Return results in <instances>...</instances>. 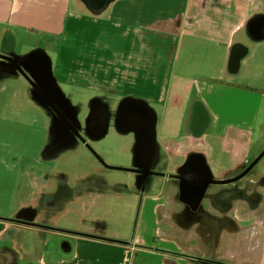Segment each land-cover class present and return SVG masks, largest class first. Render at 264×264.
<instances>
[{"label":"flooded vegetation","instance_id":"flooded-vegetation-1","mask_svg":"<svg viewBox=\"0 0 264 264\" xmlns=\"http://www.w3.org/2000/svg\"><path fill=\"white\" fill-rule=\"evenodd\" d=\"M78 2L94 18L103 17L117 5L121 6L117 16L124 18L129 14L133 18L134 14L137 17L140 7L144 9L151 5L152 9L146 13L154 15L148 19V24L140 28L136 26L137 19L131 29L135 31V37L140 36L138 47L151 52L149 59L156 71H170L177 56L184 58L185 53L194 60L198 55L210 71L200 79H188L177 94L179 123L167 137L158 132V117L157 158L150 163L147 152L141 163L135 158L138 139L133 131L116 127L117 111L126 97L142 99L151 108L156 104L153 98L121 96L103 80L92 79L86 84H77L62 79L52 62V74L61 91L64 87L71 90L65 96L76 111L78 121L69 134L61 132V138L69 135L75 145L49 157L51 153L47 149L52 145L54 134L52 118L46 113L47 126L40 135L42 144L37 153L35 202L14 216L2 219L6 229L0 236V264H41L42 259L53 261L58 256L74 258L78 247L89 242L99 244L101 264H136L140 257L148 258L149 255L163 256L168 264L171 259L173 264H193L200 259L202 251L197 250L196 240L188 242L187 232L179 234L176 230L186 226L191 218L186 213V202L174 195V187L181 180L187 149L191 148L194 139L198 140V133L204 131L207 123L211 122V128L206 133L204 147L212 157L231 161L230 145L245 140L243 135L248 130L245 126L248 121L249 125L255 121L245 120L239 128L236 122L228 119V112L234 99L248 93L242 84L250 75L252 65L264 66V0H172L163 9L153 7L159 0H117L100 16H94L84 0ZM87 3L92 2L88 0ZM15 44L13 37H6L0 55L15 57ZM0 63L8 69L6 60L0 59ZM82 88L91 91L92 95L84 99L78 91ZM260 93V98L253 96L252 103L248 100L250 117L257 118L264 108V93ZM199 101L209 112L206 113ZM170 113V109H165V116ZM110 136L118 140L119 149L124 147L126 152H131L125 154L127 165L123 168L111 165L106 158L110 149L101 144ZM251 154L245 152L241 160L234 161L246 165L239 174L224 178L223 171L214 174L213 180L218 183L211 185L200 204L225 207V210L211 211L215 221L229 222L233 193L263 168L264 146ZM145 164L150 165L148 169L143 167ZM21 166L29 188L28 176L33 172L32 167ZM112 171L126 175L112 177L109 174ZM139 198L142 202L157 203L156 230L149 228L153 226L152 222L144 219L138 224L139 212L134 203ZM83 208L90 214L78 213ZM198 215L196 212V222ZM255 241L247 247L232 249L227 240L225 254L218 260L224 264H255L264 251V232L260 240ZM170 243L178 249H169Z\"/></svg>","mask_w":264,"mask_h":264},{"label":"rangeland","instance_id":"rangeland-1","mask_svg":"<svg viewBox=\"0 0 264 264\" xmlns=\"http://www.w3.org/2000/svg\"><path fill=\"white\" fill-rule=\"evenodd\" d=\"M170 1L172 0H159L153 7L163 9V6ZM67 3L68 0H0V52L4 37L11 32L14 34L16 43L15 56L21 57L36 48H43L57 66L62 79H68L77 84H86L92 79L103 80L121 96L153 98L152 100L156 103L153 108L158 114L160 123L158 132L162 137H167L174 128H177L174 125L179 123V115H176L178 113L176 111L180 110L176 107L178 92L188 79H200L210 71L203 65V59L197 55L194 60L185 53L184 58L177 56L170 71H156L149 59L151 52L147 53L146 50L138 47L140 36L135 37L136 33L131 29L137 19L136 26L140 28L148 24V19L152 14L154 15L152 12L146 13L152 9L149 4L144 9L142 7L138 9L137 17L136 14L133 18L127 14L126 17L120 18L116 13L121 6L117 5L103 17L94 18L86 13L78 0H73L68 6ZM65 8H68V16L64 12ZM155 57H157L156 53ZM249 74L242 84L246 86L248 93L232 104L231 108L234 112L241 111L242 105L246 106L248 100L252 103L254 95L259 96L261 91L264 93V66L252 65ZM16 79L23 83H13L14 79H10L9 83L4 84L7 86L6 92H0V119L8 117L9 123L21 121L27 127L35 126L36 130L32 134L26 130L22 131L20 141L16 137L12 138L9 133L12 129L1 122L0 147L10 145L12 148L15 147V150L23 147L20 160L27 162L40 150L42 144L40 135L43 128L47 126L48 116L34 101H31L29 90L25 104L22 101L24 110L18 112V109L13 107V94L22 88V84H27L23 77ZM78 91L84 99L92 95V92L85 88ZM62 92L64 95H69L71 90L64 87ZM161 102L166 108L163 104H159ZM167 108L171 109V113L165 116ZM31 138L36 139L35 142H32ZM118 144V140L110 136L103 140L101 145L110 149L106 157L108 162L115 167L123 168L127 165V159L124 156L131 152H126L124 147L119 149ZM111 154L115 156L112 157ZM109 174L117 178L126 175L118 171H112ZM6 179L9 177L0 179L4 183V188L0 189V196L10 194L12 190V180ZM134 205L139 212L138 224L144 219L145 222H152L153 226L149 228L156 230L154 221H156L157 203L142 202L139 198ZM136 234L139 236V231ZM85 248L81 249L82 254L86 252ZM176 248L178 249L176 246L172 250L176 251Z\"/></svg>","mask_w":264,"mask_h":264},{"label":"water","instance_id":"water-1","mask_svg":"<svg viewBox=\"0 0 264 264\" xmlns=\"http://www.w3.org/2000/svg\"><path fill=\"white\" fill-rule=\"evenodd\" d=\"M116 1L91 0L92 3L89 4L87 3L88 0H84V4L94 16H100ZM0 59H4L8 63H5L8 67L6 70L0 63V81L12 77L17 78L19 75L24 77L31 88L32 100L51 116L54 140L50 148L47 149V152L51 153L49 157H54L59 152L73 147L75 145L74 139L69 135L65 137L66 139H62L63 133L61 132L69 134L70 130L77 125L76 111L59 88L52 74V60L46 51L35 49L21 57H3L0 55ZM199 105L203 106L206 113L209 112L202 101H199ZM259 112V117L249 118V120H255L253 124L249 125L248 121V125L245 126L248 130L243 137L246 139L240 143H235V145H230L228 154L231 156V161L217 157L215 159L208 148L204 147V144H207L205 138L206 133L210 131L211 122L209 125L207 123L205 127L203 123L204 131L198 133V140L194 139L191 148L186 151L182 177L174 187L173 193L179 196L182 202H186V213L191 218L188 219L186 226L177 227L176 230L179 234L187 232L189 234H187L188 242L196 240L198 242L197 250L199 249L200 253L202 251L199 256L200 259L194 261L193 264H224L222 260L218 259L225 254L227 240L232 244V249L243 248L253 244L255 240L258 242L263 235L264 166L259 168L254 176L242 183V186L233 193L234 201L229 210V222L215 221L211 215V211L216 208L217 210H225V207L215 205V208L212 204H200L201 200L205 199V194L211 185L218 183L213 180L214 174L218 170L225 172L223 178L239 174L246 165L239 162L234 163V161L241 160L245 152L247 154L252 153V156L256 150L264 146V108ZM117 119L116 127L133 131L138 139L135 158L137 157L142 163L148 154L147 152H149L150 163L153 162L158 155L157 112L142 99L126 97L119 104ZM242 127L239 126V128ZM149 166L145 164L143 167L148 169ZM111 169L129 171L121 168ZM196 212L199 214L197 222L194 220ZM171 226L173 227V225Z\"/></svg>","mask_w":264,"mask_h":264},{"label":"crops","instance_id":"crops-1","mask_svg":"<svg viewBox=\"0 0 264 264\" xmlns=\"http://www.w3.org/2000/svg\"><path fill=\"white\" fill-rule=\"evenodd\" d=\"M72 1L73 0H68L67 6L71 4ZM62 5H65V4L62 3ZM64 12H66V16H68V8H65ZM6 37L14 38V34L9 32V35L5 36L4 40L6 39ZM36 49H41V48H36ZM10 79H14L13 81L15 82L13 83H17V84L23 83L20 80H17L15 77L7 78L5 80L0 81V92H6L7 86L6 85L4 86V84L9 83L11 81ZM21 86L22 88L18 90L17 92H15L12 96L13 97L12 99L13 107L18 109V112H20L21 110H24L22 106V101L25 104L26 99H28V95H27V92L29 90L28 84H22ZM181 90L178 93H180ZM242 96L234 99L232 104H234L236 100L241 99ZM31 101H33L32 97H31ZM248 103L249 101L246 102V106L242 105V110L241 111L238 110V112L233 111V109L231 108L232 106L231 104L229 108V112H228V119L230 121H233L234 123L236 122V124H238L239 126L243 124L242 123L243 121L249 120L251 114L248 113L249 112L248 105H247ZM7 119L8 117H5V119H0V123L2 122V124L4 125L7 124L12 129V131H9L12 138L16 137L18 140H20L21 139L20 134L22 133V131L26 130L27 132L32 134L36 130L35 126L27 127L21 121H16V123H9ZM35 140L36 139L31 138L32 142L33 141L35 142ZM0 148H1L0 149L1 151L0 152V177H1L0 179L3 180V178H5L6 176V177H9V179H6V180H12V188H11L12 190L10 194H5L3 196H0V212H3L2 214H0V236H1L3 231L6 229V226L2 222V219L14 216L19 211H21L23 208L27 207L29 203L32 204L35 202V196L38 190L37 189L38 177H37V174L35 173L37 162H38V156L34 155L32 159H29L27 162L26 161L24 162V160L23 161L20 160L21 158L20 152H22L23 147L20 150H15L16 148L15 147L12 148V146L10 145H5V147L3 146V148L2 147ZM23 164H26V166L27 165L31 166L33 170L32 174L28 176L30 178L29 188H28L27 183L25 182L26 176L23 175V169L21 166ZM15 166H18V167L16 168ZM1 188H4V183L2 181H0V189ZM27 190H31V191L28 192ZM72 208L74 209V206ZM79 211L80 212L78 213L82 215L90 214L89 212H85L84 208ZM98 245L99 244L92 243V242L84 243V245L78 247V249L75 251L74 258L58 256V258L54 259L53 261L42 259L41 264H45V263L47 264H101L100 248L98 247ZM84 247H86L85 249L87 253L85 252L82 254L81 249ZM175 247H176L175 244L173 243L169 244V249L172 250V249H175ZM170 261H171L170 264H173V259H171ZM245 262H251V261L245 260ZM251 263H254V262H251ZM136 264H168V263L166 262V259L163 256L149 255L148 258L140 257ZM255 264H264V251L262 252V255L256 261Z\"/></svg>","mask_w":264,"mask_h":264}]
</instances>
